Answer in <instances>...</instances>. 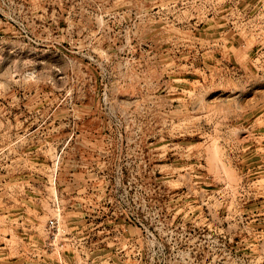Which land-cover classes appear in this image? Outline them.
Masks as SVG:
<instances>
[{
    "label": "rangeland",
    "instance_id": "374dc122",
    "mask_svg": "<svg viewBox=\"0 0 264 264\" xmlns=\"http://www.w3.org/2000/svg\"><path fill=\"white\" fill-rule=\"evenodd\" d=\"M0 264H264V0H0Z\"/></svg>",
    "mask_w": 264,
    "mask_h": 264
},
{
    "label": "built area",
    "instance_id": "2783aa9c",
    "mask_svg": "<svg viewBox=\"0 0 264 264\" xmlns=\"http://www.w3.org/2000/svg\"><path fill=\"white\" fill-rule=\"evenodd\" d=\"M56 225H57L56 219H49V221H48L49 228H54Z\"/></svg>",
    "mask_w": 264,
    "mask_h": 264
}]
</instances>
